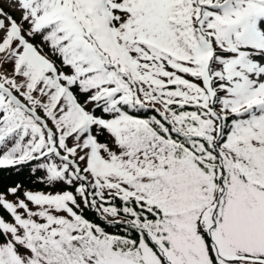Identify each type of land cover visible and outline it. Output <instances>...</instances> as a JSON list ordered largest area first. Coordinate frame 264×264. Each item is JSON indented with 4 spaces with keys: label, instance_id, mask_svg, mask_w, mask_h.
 <instances>
[{
    "label": "snow or ice",
    "instance_id": "1",
    "mask_svg": "<svg viewBox=\"0 0 264 264\" xmlns=\"http://www.w3.org/2000/svg\"><path fill=\"white\" fill-rule=\"evenodd\" d=\"M25 173L0 264H264V0H0Z\"/></svg>",
    "mask_w": 264,
    "mask_h": 264
},
{
    "label": "trees",
    "instance_id": "2",
    "mask_svg": "<svg viewBox=\"0 0 264 264\" xmlns=\"http://www.w3.org/2000/svg\"><path fill=\"white\" fill-rule=\"evenodd\" d=\"M0 183H3L5 189L9 186H14L16 183H22L24 188H31L32 190H38L34 185L30 182L29 176L25 173L23 175H13L8 176L7 174H4L2 177H0ZM43 186H41L42 188ZM9 200L14 199L12 196L7 197ZM0 215H5L7 218V214L0 211Z\"/></svg>",
    "mask_w": 264,
    "mask_h": 264
}]
</instances>
